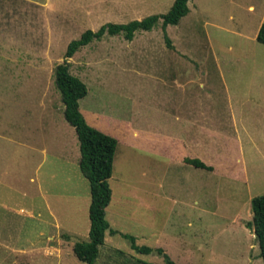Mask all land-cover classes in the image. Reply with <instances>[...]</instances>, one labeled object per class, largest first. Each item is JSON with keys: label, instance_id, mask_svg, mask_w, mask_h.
<instances>
[{"label": "rangeland", "instance_id": "rangeland-1", "mask_svg": "<svg viewBox=\"0 0 264 264\" xmlns=\"http://www.w3.org/2000/svg\"><path fill=\"white\" fill-rule=\"evenodd\" d=\"M114 1L132 18L108 12L98 21L65 19L64 2L50 4L59 10L51 18L36 17L29 4L0 0V264H84L71 247L87 241L88 184L52 70L68 62L67 44L101 19L99 26L161 15L173 0ZM186 6L187 14L164 32L157 23L129 42L120 35L95 39L69 64L72 73L89 76L78 101L85 123L93 129L100 120L120 123L105 130L116 141L105 211L113 233L105 232L94 264H166L165 256L173 264H264L245 226L250 200L264 195V46L255 41L264 0H190ZM120 48L124 53L108 60ZM139 57L177 63L153 74ZM172 75L190 82L182 106L204 109L202 129L175 122L165 128L157 114L173 106L166 98L179 102ZM199 83L209 95L190 98L202 91ZM131 124L136 139L125 127ZM167 133L182 137V146L166 150L158 136ZM124 236L151 252H135Z\"/></svg>", "mask_w": 264, "mask_h": 264}, {"label": "trees", "instance_id": "trees-1", "mask_svg": "<svg viewBox=\"0 0 264 264\" xmlns=\"http://www.w3.org/2000/svg\"><path fill=\"white\" fill-rule=\"evenodd\" d=\"M188 1L173 0L169 9L161 15H150L125 24L107 23L101 25L96 31L86 30L77 40L67 44L64 59L71 57L77 49L87 45L91 40H97L103 35L112 36L121 33L125 40L130 41L135 31H148L159 20L164 32L167 25H176L187 14ZM255 41L264 46V23L259 26ZM165 43L167 47H170L166 39ZM54 85L63 105V119L73 128L76 136L79 153L77 167L87 181L89 192L87 241L74 243L71 251L79 262L94 264L98 247L103 244L105 232L113 233L105 220L104 210L111 197L107 181L111 177L116 141L89 127L83 120L78 111V101L86 95V87L79 79L68 73L65 60L54 68ZM184 162L194 168L210 170V167H206L196 159H185ZM245 226L252 231L258 248V257L264 263V195L250 200V220L245 223ZM124 237L129 240L130 248L135 252L140 254L151 252L150 248L136 246L133 238ZM158 253L161 251L158 250ZM164 258L166 264H173L166 256Z\"/></svg>", "mask_w": 264, "mask_h": 264}, {"label": "crops", "instance_id": "crops-1", "mask_svg": "<svg viewBox=\"0 0 264 264\" xmlns=\"http://www.w3.org/2000/svg\"><path fill=\"white\" fill-rule=\"evenodd\" d=\"M190 1V0H189ZM18 2L19 3H22V4H29V11H31V12H34V13H38L39 15H36V17H44V13H46V16L47 17H49V18H51V16L50 15H47L48 13H52V12H58L59 10L56 8V7H54V6H50V4L51 3H55V2H64V4H66L67 3V5L69 6V9H70V11L68 12L69 14H67V16H63V17H61V18H65V19H70V18H72V19H78V18H85V19H89V20H91V18L92 19H97V21L99 20V18H101L102 16H104V15H108V12H109V14H110V16L111 17H116V16H118L119 18H122V19H124V18H132L128 13H127V11H126V9H124V8H121V7H117V4H118V2L117 1H114L113 2V0H94L93 2L94 3H92V4H90L89 3V5L87 4L88 3V0H18ZM173 2V1H172ZM172 4V3H171ZM101 7H103V9H101ZM169 9V8H168ZM248 10H252L253 9V7L252 6H248V8H247ZM84 15V16H83ZM263 16H264V10H263ZM57 17V16H56ZM56 17H54V18H56ZM111 17H106L105 19H108V18H111ZM53 18V17H52ZM101 21H102V19H101ZM101 21H99V23L97 22L96 23V27L95 28H97V26H98V28L100 27L99 26V24H102V22ZM132 21V20H131ZM129 22V21H128ZM157 23H159V25H160V27H161V22H160V20L159 21H157L155 24H157ZM178 23V22H177ZM125 24V23H124ZM154 24V25H155ZM261 24H263V23H261V21L259 22V24H258V26H257V29H256V33H257V30H258V28H259V26L261 25ZM95 25V24H94ZM153 25V26H154ZM152 26V27H153ZM167 26H171V25H167ZM151 27V28H152ZM95 28H92V30L93 31H96V30H94ZM166 28V27H165ZM165 28H164V30H165ZM89 29V28H88ZM151 30V29H150ZM150 30H148V31H150ZM162 30V29H161ZM91 31V30H90ZM137 31H141V30H137ZM136 32V31H135ZM134 32V33H135ZM143 32H145V31H143ZM134 33H133V35H134ZM118 35H120L121 36V39L123 40V41H125V42H129V41H127V40H125L124 38H123V35L121 34V33H119V34H116V35H112V36H118ZM104 36H109V35H103L102 37H100L98 40H100V39H102ZM256 36V35H255ZM132 38H133V36H132ZM132 38H131V40H132ZM93 40H95V39H93ZM93 40H91L88 44H90ZM130 40V41H131ZM87 44V45H88ZM87 45H85V46H87ZM85 46H83V47H85ZM83 47H80L79 49H81V48H83ZM79 49H77L74 53H76ZM123 50L124 49H122V48H120V50H118L117 52H113V51H110V54H109V59L108 60H110L111 61V59L113 60L120 52L121 53H124L123 52ZM73 53V54H74ZM117 54V55H116ZM76 54H74L73 56H71V57H69L68 58V62H67V71H68V73L71 75V76H73V77H75V78H77V79H79L81 82H85L84 80H87L88 79V75H86V74H81L80 75V73L77 71V74L76 73H72L70 70H69V64L72 62V60H73V57L75 56ZM108 60H106L105 62H110V61H108ZM115 60V59H114ZM139 62H138V64H140V63H143V64H147L150 68H154V70L152 71L151 70V73L153 72V74H157L158 73V71H156V70H159V69H157V68H166V67H170V66H175V65H172V63H177V62H168L169 60H161V59H159V60H153V59H150V60H148V59H144V58H140L139 57V60H138ZM104 62V63H105ZM87 64V63H86ZM88 65V64H87ZM96 65H100V63L99 62H95L94 64H93V66H96ZM56 66V65H55ZM55 68V67H54ZM54 68H53V83H54ZM165 72H167V70L165 71ZM78 75V76H77ZM88 76V77H87ZM169 77H171V78H169ZM169 77H167L168 78V80L171 82V85H173V87H174V89H177V91H180L179 93H180V97L178 98V100H179V102H177V101H174V100H176L177 99V97H175V98H173V96H172V98L171 97H168V98H166L165 100H166V103L167 102H169L168 104H171V105H173V106H168V107H163V109H160V112H158L157 114H160V115H162V117H163V120H162V122L164 123V126H165V128H167V126H169L170 125V122L172 123V122H175V123H177V124H179V126L181 127V128H187L188 126H194V125H198V123L199 124H203V122H205V119H202V115H204L205 114V111H204V109L202 108V107H199V106H197V105H195V106H191V107H188V109H186V108H184L183 106H182V104H183V102H184V100L186 99V97H189V96H186V91L184 90V87L186 86V85H188L190 82L188 81V80H182V79H180V78H177V76H174V75H172V76H169ZM105 82L106 81H104L103 82V87H105L106 88V86H105ZM86 83V82H85ZM84 84V83H83ZM55 86V85H54ZM199 87H201V89H202V91H200V93H195V94H191V96H190V98H194V99H202L203 97H205V96H208L207 94H205L204 93V91H203V84L202 83H199ZM107 88H109V87H107ZM110 89H112V88H110ZM57 90V89H56ZM60 96V95H59ZM81 100V99H80ZM138 101V99L136 98V100H135V102H137ZM177 102V103H176ZM62 104V103H61ZM62 110H63V105H62ZM79 111V110H78ZM80 113V112H79ZM196 116L195 118H191V119H189L187 116ZM82 116V115H81ZM198 116H201V118H198ZM63 117V116H62ZM83 118V117H82ZM198 118V119H197ZM173 121H172V120ZM64 120V119H63ZM84 120V119H83ZM65 121V120H64ZM102 120H100V122L99 123H97V125L99 126V127H96V128H94L95 130H97V131H99V132H101V133H103V134H105L106 135V133H105V130L106 131H110L111 129V127H113V126H116L117 127V125L118 124H120L119 122H118V120H116V119H113L112 121L110 120V119H107V121H102ZM67 124V123H66ZM68 125V124H67ZM69 126V125H68ZM70 127V126H69ZM126 127V129L128 130V131H130V137H131V139H136L137 137H138V128L136 127V124H135V126H134V124L132 125H130L129 127L128 126H125ZM72 128V127H71ZM197 128L198 129H202L203 127H201V126H197ZM72 130H73V128H72ZM104 130V131H103ZM150 130H155L154 128H151L150 127ZM73 132H74V130H73ZM167 132H169V130L167 131ZM149 135H152L151 133L149 134ZM158 135V134H157ZM74 136H75V133H74ZM108 136V135H107ZM110 137V136H109ZM159 137V139H161L160 140V142H162V143H164L163 145H164V147L166 148V150H170V149H172V147L174 148V146L177 144V143H180L181 144V146H182V144H183V141H182V137L180 138H176V137H174L172 134H170V133H167V134H165L163 137H161V136H158ZM75 138H76V136H75ZM151 138H153V137H151ZM150 137H149V140L148 141H150V139H151ZM114 139V138H113ZM115 140V139H114ZM77 141V140H76ZM78 146V145H77ZM22 147H25V149H27L28 148V146H27V144H22ZM77 149H78V147H77ZM152 150H156L155 149V145H153V148H152ZM157 151V150H156ZM160 151V153H162L161 152V150H159ZM40 153L43 155L45 152H44V150L43 149H41L40 150ZM167 153V152H166ZM154 154L156 155V154H159L158 152L156 153L155 151H154ZM78 158H79V153H78V157L76 156V163H78ZM185 159H189V158H186V157H181L180 158V161L182 162V163H184V164H186L185 162H184V160ZM197 160V159H196ZM199 161V160H198ZM201 162V161H200ZM202 164H204L203 162H201ZM188 165V164H187ZM205 165V164H204ZM206 167H210V170H205V171H208V172H212L213 171V168L211 167V166H209V165H205ZM78 168V167H77ZM194 168V167H193ZM195 169H198V168H195ZM201 170H203V169H201ZM108 208V206L105 208V210H104V216H105V211H106V209ZM104 242V241H103Z\"/></svg>", "mask_w": 264, "mask_h": 264}]
</instances>
